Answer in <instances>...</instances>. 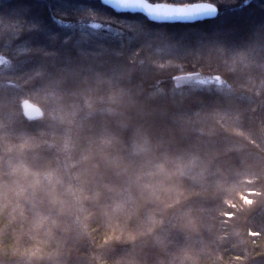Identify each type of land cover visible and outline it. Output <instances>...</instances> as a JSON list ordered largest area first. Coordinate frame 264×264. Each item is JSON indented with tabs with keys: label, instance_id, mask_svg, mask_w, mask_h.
<instances>
[{
	"label": "trees",
	"instance_id": "trees-1",
	"mask_svg": "<svg viewBox=\"0 0 264 264\" xmlns=\"http://www.w3.org/2000/svg\"><path fill=\"white\" fill-rule=\"evenodd\" d=\"M150 1L0 0V264H264V0Z\"/></svg>",
	"mask_w": 264,
	"mask_h": 264
},
{
	"label": "water",
	"instance_id": "water-1",
	"mask_svg": "<svg viewBox=\"0 0 264 264\" xmlns=\"http://www.w3.org/2000/svg\"><path fill=\"white\" fill-rule=\"evenodd\" d=\"M118 11L140 12L155 22L192 23L218 16L219 6L210 1H199L191 4H174L152 2L150 0H102ZM24 113L35 117L43 113L42 108L25 100L22 103Z\"/></svg>",
	"mask_w": 264,
	"mask_h": 264
}]
</instances>
